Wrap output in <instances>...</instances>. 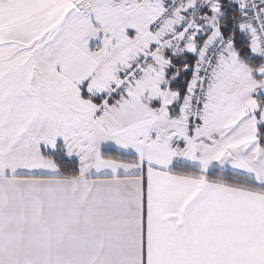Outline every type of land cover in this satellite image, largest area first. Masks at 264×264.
I'll return each mask as SVG.
<instances>
[{
  "label": "snow or ice",
  "instance_id": "snow-or-ice-1",
  "mask_svg": "<svg viewBox=\"0 0 264 264\" xmlns=\"http://www.w3.org/2000/svg\"><path fill=\"white\" fill-rule=\"evenodd\" d=\"M0 264H264V0H0Z\"/></svg>",
  "mask_w": 264,
  "mask_h": 264
}]
</instances>
